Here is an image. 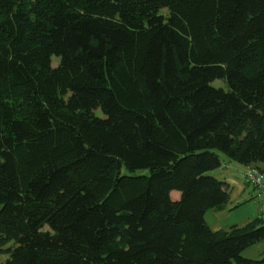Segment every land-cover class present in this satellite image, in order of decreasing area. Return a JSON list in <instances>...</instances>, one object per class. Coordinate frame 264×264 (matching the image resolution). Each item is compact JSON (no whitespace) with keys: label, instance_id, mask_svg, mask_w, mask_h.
I'll list each match as a JSON object with an SVG mask.
<instances>
[{"label":"trees","instance_id":"1","mask_svg":"<svg viewBox=\"0 0 264 264\" xmlns=\"http://www.w3.org/2000/svg\"><path fill=\"white\" fill-rule=\"evenodd\" d=\"M219 153L264 176V0H0L4 264H264Z\"/></svg>","mask_w":264,"mask_h":264},{"label":"rangeland","instance_id":"2","mask_svg":"<svg viewBox=\"0 0 264 264\" xmlns=\"http://www.w3.org/2000/svg\"><path fill=\"white\" fill-rule=\"evenodd\" d=\"M57 64V59H52V66ZM215 85H221V82H215ZM222 166L219 169L209 172V174L219 181L226 183L228 187L229 201L224 209L209 210L205 213V220L212 230H226L230 226L243 227L249 221H252L259 212L260 195L253 184L247 183L242 173H245V167L229 161L225 156L220 154ZM264 177V176H263ZM179 197V193L172 192V195ZM250 201L234 208L239 202ZM234 208V209H233ZM12 245L6 242L0 245V264H4L8 259L6 251ZM241 256L251 260H259L264 257V239L258 244L246 248L242 251Z\"/></svg>","mask_w":264,"mask_h":264},{"label":"built area","instance_id":"3","mask_svg":"<svg viewBox=\"0 0 264 264\" xmlns=\"http://www.w3.org/2000/svg\"><path fill=\"white\" fill-rule=\"evenodd\" d=\"M244 179L247 183L253 184V186L259 190L260 202H261L260 209H261L262 217L264 218V183H263L262 175L258 171L252 170L244 174Z\"/></svg>","mask_w":264,"mask_h":264},{"label":"crops","instance_id":"4","mask_svg":"<svg viewBox=\"0 0 264 264\" xmlns=\"http://www.w3.org/2000/svg\"><path fill=\"white\" fill-rule=\"evenodd\" d=\"M251 199L249 198V199H247L246 201H243V202H239V203H242V204H244V203H246V202H248V201H250ZM259 208H260V204H259ZM260 212H261V209H259V212H258V215L256 216V218H258V216L260 215ZM256 218H254L253 220H255ZM252 220V221H253ZM250 222V221H249ZM248 222V223H249Z\"/></svg>","mask_w":264,"mask_h":264}]
</instances>
